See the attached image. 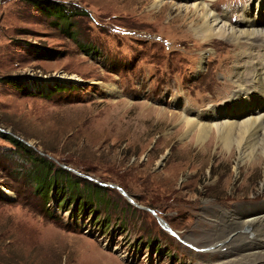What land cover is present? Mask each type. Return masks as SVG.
Masks as SVG:
<instances>
[{"label": "rangeland", "instance_id": "obj_1", "mask_svg": "<svg viewBox=\"0 0 264 264\" xmlns=\"http://www.w3.org/2000/svg\"><path fill=\"white\" fill-rule=\"evenodd\" d=\"M50 1L53 19L0 0V133L17 141L0 137V264H264L216 248L250 235L226 220L264 210V165L154 112L226 115L247 46L199 39L184 0ZM204 2L236 27L264 21L262 0ZM31 157L62 170L50 187Z\"/></svg>", "mask_w": 264, "mask_h": 264}, {"label": "bare ground", "instance_id": "obj_2", "mask_svg": "<svg viewBox=\"0 0 264 264\" xmlns=\"http://www.w3.org/2000/svg\"><path fill=\"white\" fill-rule=\"evenodd\" d=\"M184 1L186 5L180 9L185 17L192 19L191 29L199 39L204 42L214 39L228 40L238 48L246 45L248 49L243 52L246 61L238 66L234 75L235 82L231 83L234 87L232 93L235 95L223 106L229 110H226V115L212 110L208 119L210 122L203 123L199 117L191 118L159 110L154 112L161 120L167 117L172 122L181 121L184 136L194 133L192 140L200 144L201 150H206L215 142L227 151L229 157L237 155L238 165L244 162H251V167H257L260 163L264 165V21L250 22L244 17L247 25L236 27L229 22L226 15L215 14L206 1ZM161 4L159 2L154 7ZM263 4L264 0L259 6L262 7ZM240 215H228L226 223L240 227V230L248 228L251 236L240 235L235 233L236 230L229 232L218 239L219 241L216 240V248H222L224 259L264 262V232L260 228L264 224V210L251 211L241 217Z\"/></svg>", "mask_w": 264, "mask_h": 264}, {"label": "trees", "instance_id": "obj_3", "mask_svg": "<svg viewBox=\"0 0 264 264\" xmlns=\"http://www.w3.org/2000/svg\"><path fill=\"white\" fill-rule=\"evenodd\" d=\"M29 3L37 8V10L46 17L52 18L54 13H59L63 11V5L57 4L56 2L50 1V0H29ZM53 19V18H52ZM9 81V79H8ZM0 137L4 138L5 140L12 141L13 143H17V141L14 140V138L9 137L5 134L0 133ZM31 163L35 167H37V170L32 172V179L36 183V187L38 189H45L50 187L52 181V174H58L62 170L58 169L55 172H51L52 167L49 160L42 158V157H31ZM65 173V172H64ZM69 179V178H67ZM76 186V184H74ZM78 187V186H77Z\"/></svg>", "mask_w": 264, "mask_h": 264}, {"label": "water", "instance_id": "obj_4", "mask_svg": "<svg viewBox=\"0 0 264 264\" xmlns=\"http://www.w3.org/2000/svg\"><path fill=\"white\" fill-rule=\"evenodd\" d=\"M120 191H121V193L128 199V196L125 194V192H123L121 189H119ZM158 222H159V224H160V226H161V228L164 230V231H166L168 234H171V235H173V236H175L178 240H180L181 242H185V241H183V240H181L174 232H173V230L169 227V225L165 222V221H163L162 219H160V218H158ZM202 251H205V250H202Z\"/></svg>", "mask_w": 264, "mask_h": 264}]
</instances>
